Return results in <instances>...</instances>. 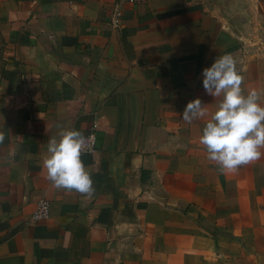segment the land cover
I'll return each mask as SVG.
<instances>
[{
  "label": "crops",
  "instance_id": "crops-1",
  "mask_svg": "<svg viewBox=\"0 0 264 264\" xmlns=\"http://www.w3.org/2000/svg\"><path fill=\"white\" fill-rule=\"evenodd\" d=\"M116 1L0 0V264H264V155L221 174L199 144L217 56L264 90V0H242L238 24L201 0L113 17ZM197 98L207 114L187 123ZM92 127L93 195L57 190L49 139ZM39 199L49 215L31 223Z\"/></svg>",
  "mask_w": 264,
  "mask_h": 264
},
{
  "label": "clouds",
  "instance_id": "clouds-1",
  "mask_svg": "<svg viewBox=\"0 0 264 264\" xmlns=\"http://www.w3.org/2000/svg\"><path fill=\"white\" fill-rule=\"evenodd\" d=\"M230 54L217 56L210 67L202 71V85L207 95L219 97L215 111L202 128L199 144L221 174L234 173L251 164L264 153V90L247 94L242 89L243 76ZM200 99L189 102L181 118L191 123L206 116ZM60 127V126H58ZM59 139L52 137L43 158L46 179L57 190L76 192L85 197L94 193L93 181L81 159L90 150L89 141L77 130H61ZM0 133V143L3 142Z\"/></svg>",
  "mask_w": 264,
  "mask_h": 264
},
{
  "label": "built area",
  "instance_id": "built-area-1",
  "mask_svg": "<svg viewBox=\"0 0 264 264\" xmlns=\"http://www.w3.org/2000/svg\"><path fill=\"white\" fill-rule=\"evenodd\" d=\"M141 1L142 0H117L112 7V11H111L112 16L118 17L121 13V8L123 6L125 5L136 6L140 4ZM84 136L94 138L92 141L88 142L90 146V150L86 154L82 155V156H89L95 151V147H96V135L94 128L92 127L91 129H89V131L86 134H84ZM48 215H49L48 202L44 199H39L35 203V207L30 215L29 221L31 223H38L46 220L48 218Z\"/></svg>",
  "mask_w": 264,
  "mask_h": 264
},
{
  "label": "water",
  "instance_id": "water-1",
  "mask_svg": "<svg viewBox=\"0 0 264 264\" xmlns=\"http://www.w3.org/2000/svg\"><path fill=\"white\" fill-rule=\"evenodd\" d=\"M208 7L214 9L220 16L233 24L242 23L245 15L240 11L243 8L242 0H201Z\"/></svg>",
  "mask_w": 264,
  "mask_h": 264
},
{
  "label": "rangeland",
  "instance_id": "rangeland-1",
  "mask_svg": "<svg viewBox=\"0 0 264 264\" xmlns=\"http://www.w3.org/2000/svg\"><path fill=\"white\" fill-rule=\"evenodd\" d=\"M2 44H1V37H0V82L2 80V67H3V60H2Z\"/></svg>",
  "mask_w": 264,
  "mask_h": 264
},
{
  "label": "trees",
  "instance_id": "trees-1",
  "mask_svg": "<svg viewBox=\"0 0 264 264\" xmlns=\"http://www.w3.org/2000/svg\"><path fill=\"white\" fill-rule=\"evenodd\" d=\"M1 44H2V47H3V41H2V39H1Z\"/></svg>",
  "mask_w": 264,
  "mask_h": 264
}]
</instances>
